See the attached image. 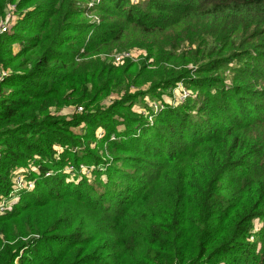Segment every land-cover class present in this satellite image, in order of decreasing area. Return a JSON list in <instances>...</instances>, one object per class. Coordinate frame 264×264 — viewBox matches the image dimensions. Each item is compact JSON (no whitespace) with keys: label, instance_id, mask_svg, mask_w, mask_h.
I'll list each match as a JSON object with an SVG mask.
<instances>
[{"label":"trees","instance_id":"trees-1","mask_svg":"<svg viewBox=\"0 0 264 264\" xmlns=\"http://www.w3.org/2000/svg\"><path fill=\"white\" fill-rule=\"evenodd\" d=\"M105 2L126 15L133 26L144 33L161 30L166 20L162 12L148 20L143 18L145 13H130L132 7L127 1ZM211 3L208 14L213 15L219 29L210 37L215 42H230L228 61L222 58L216 63L221 66L248 58L247 65L239 71L247 73L246 76L260 86L261 81L264 83L261 71L264 64L259 66L254 62L264 61V47L250 45L249 37L254 29L264 26V0H212ZM65 9H68L66 3L62 6V10ZM65 16L62 13L55 21L58 24L50 27L53 32L60 27L71 28ZM112 34L115 39L122 36L121 31ZM55 43L56 39L48 40V47L24 66L25 71L32 63L34 72L49 73L51 69L55 72L67 68L70 63L58 59L60 55L54 50L49 51ZM213 54L216 51L209 50L206 57L210 59ZM131 76L126 72H114L107 76L106 82L116 86L122 80H131ZM223 87L221 83L209 87L218 90L214 96V100L221 102L217 115L203 106L199 116L185 115L182 105L158 116L154 128L144 129L140 135L132 125L129 129L127 126L129 131H121L111 121L112 117L106 116L101 121L94 132L103 129L108 139L115 134L110 148L134 156L132 161L135 162L130 165L133 175L114 166L105 172L107 179H112L111 172L117 179L124 171L123 192L115 187L116 184H107L97 170L92 174L98 178L97 188L92 186L91 177L77 176L74 181L67 169L87 164L88 156L78 152L77 155L69 154L75 156L70 157L72 161L69 157L67 160L62 157L60 161L51 147L61 142L72 145L77 139H63L59 132L52 135L53 131L45 123L28 126L36 136L47 138L35 137L36 141L32 142L24 136L18 137L0 151V199L13 192L12 180L17 168H28L31 163L41 167L30 178L36 182L35 192L23 193L21 203L6 216H0V264H15L19 252L25 248L24 254L29 259L19 264H200L206 260L214 264H264V89L257 91L248 82L228 91ZM13 102L3 113L9 119L19 108L18 102ZM3 121L0 117V122ZM177 131L184 132L195 152L205 155L211 169L196 178L187 172L186 188L157 199L154 185L158 184L159 188L164 180L159 181L162 165L156 162L176 155L174 149L179 147L171 132ZM186 155L187 151L181 157ZM194 159L191 158L193 164ZM177 160L171 158L169 162ZM91 161L96 166L95 161ZM251 162L260 172L252 179L240 175L236 200L223 192L207 193L201 185L205 180L221 182L225 174L250 167ZM142 165L151 171L143 173L145 177L138 181L136 176ZM46 173L52 176L46 177ZM151 204L156 205V210L149 208ZM31 235L36 239L21 243V238ZM251 238L253 243L249 241Z\"/></svg>","mask_w":264,"mask_h":264},{"label":"rangeland","instance_id":"rangeland-1","mask_svg":"<svg viewBox=\"0 0 264 264\" xmlns=\"http://www.w3.org/2000/svg\"><path fill=\"white\" fill-rule=\"evenodd\" d=\"M105 1L0 0V42L4 43L0 45V117L4 120L0 122V151L11 140L17 141L18 137L24 136L32 142L36 141L35 137L46 139L47 136H36L28 127L45 123L53 131L52 135L59 132L63 139H77L72 145H63L61 142L55 145L57 147L52 146L53 151H56V159L61 161L64 157L67 160L80 152L88 156V165H83L91 173L93 187H99L98 178L92 177L97 170L103 174L107 184H116L115 187L123 192L122 173L126 170L132 174L133 166L130 165L135 162L132 161L134 156L114 152L110 148L116 139L115 134L108 139L107 131L99 129L94 132L106 116L112 117L111 121L121 131H129L127 126L129 129V125H132L136 127V134L140 135L144 129L154 128L158 116L162 117L163 113H169L168 111L182 105L185 108L183 114L187 113L185 115L199 116L202 106L217 115L221 102L214 100L218 90H210L211 85L216 87L217 83H221L228 91L248 82L253 89L260 91L264 89V83L261 81L260 86H257L252 82L253 78L239 71L247 65L248 58L221 66L216 63L222 58L228 61L230 42H215L210 37L219 29L213 15L208 14L211 12L212 0H123L130 3V13H145L146 17L142 16L147 20L162 12L166 18L163 24L168 28L163 25L161 30L152 33L139 31L133 26V21ZM64 3L68 4L67 10H62ZM62 13L66 14L64 19L69 18L71 28L60 27L57 32H53L50 27L58 24L55 21L60 19ZM118 31L122 32V36L115 39L116 36L112 33ZM51 39H56V43L50 46L49 51L54 50L60 55L58 59L70 65L55 72L51 69L47 73L34 72L32 63L25 71L24 66L33 57L42 55L48 47L47 41ZM249 39L250 45L264 47V26L254 29ZM209 50L216 51L210 59L206 57ZM254 63L261 66L264 61ZM261 71L264 75V68ZM114 72H126L132 78L110 86L106 78ZM40 77L42 78L39 79ZM209 90L211 94L208 93ZM13 101L18 102L19 108L17 114L9 119L3 113L9 110ZM81 119H85L84 122H79ZM164 119L167 121L166 116ZM12 129L15 131L10 133ZM171 134L179 148L174 149L175 156L156 162L162 165V173H159L162 178L159 181L164 180L161 187L154 185L157 199H164L166 194L186 188L187 172L196 178L211 169L205 155L193 150L184 132ZM186 151V157H181ZM136 155L140 157L138 153ZM90 157L96 166H93ZM171 158L179 160L171 163ZM191 158L196 159L195 164L191 162ZM33 164H30V168H17L12 180L14 189L19 177L34 176L31 170L40 165ZM250 164V167L225 174L221 182L205 180L201 185L205 186L207 193L218 195L223 192L236 200L240 175L244 174L246 178L252 179L260 172L254 162ZM112 166L123 169L117 179L113 178L115 174L112 172V179L105 177V172ZM148 171H151L150 168L142 165L136 176L137 180L149 174ZM35 190L36 186L30 192ZM13 192L0 199V202L7 199V203L0 204L9 208L8 214L15 205L21 203V195L25 193H20L17 198ZM149 208L154 211L156 205L151 204ZM160 211H163V207H160ZM7 213L2 215L6 216ZM33 239L36 236L20 240L22 244H26ZM249 241L253 243L252 238ZM26 249L19 252L15 264L29 259L24 254ZM207 262L214 264V261L207 260L200 264Z\"/></svg>","mask_w":264,"mask_h":264},{"label":"built area","instance_id":"built-area-1","mask_svg":"<svg viewBox=\"0 0 264 264\" xmlns=\"http://www.w3.org/2000/svg\"><path fill=\"white\" fill-rule=\"evenodd\" d=\"M40 171V168L39 167H34L31 172L32 174H37L38 172ZM67 173L70 175V177L72 179H74L75 181V178L74 177H77V176H86V177H91L90 176V171L88 169L87 166L85 165H80L79 167H75V166H71L67 169ZM46 177H50L52 176L51 173H46L45 175ZM15 189H14V195L15 197L19 198L18 195L22 192H30V190L34 189L35 186H36V182L31 180L29 177L26 178V177H19L16 182H15ZM7 200V199H6ZM6 200L2 201V202H6ZM0 202V203H2ZM7 203V202H6ZM15 205V203H14ZM9 208H4L1 204H0V215L2 214H6L8 212Z\"/></svg>","mask_w":264,"mask_h":264}]
</instances>
